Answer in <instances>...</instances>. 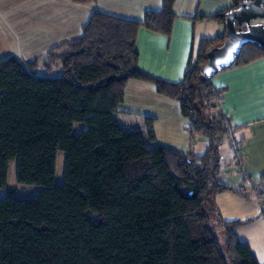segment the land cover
<instances>
[{"label":"trees","instance_id":"trees-1","mask_svg":"<svg viewBox=\"0 0 264 264\" xmlns=\"http://www.w3.org/2000/svg\"><path fill=\"white\" fill-rule=\"evenodd\" d=\"M231 1L208 18L224 25L225 13L243 0ZM174 2L146 10L142 21L95 10L81 35L49 50L41 65L38 58L0 59V188L11 160L18 182L41 185L33 197L0 199V264H258L236 234L250 220L219 219L221 246L210 217L212 194L235 189L218 179L229 129L216 102L222 90L201 72L207 51L225 33L199 41L180 81L138 67V29L170 35ZM261 57L264 49L247 43L231 67ZM58 61L61 75H38L40 66L47 73ZM131 79L178 101L189 136L206 138L201 155L146 147L144 136L154 140L153 118H144L145 130L120 126L114 114ZM74 122L85 124L78 134ZM60 150L63 178L56 185Z\"/></svg>","mask_w":264,"mask_h":264},{"label":"crops","instance_id":"crops-1","mask_svg":"<svg viewBox=\"0 0 264 264\" xmlns=\"http://www.w3.org/2000/svg\"><path fill=\"white\" fill-rule=\"evenodd\" d=\"M162 1L0 0V59L12 56L25 63L38 58L41 65L49 50L63 48L66 42L81 35L83 25L95 10L142 21L144 12L161 9ZM231 6V0H175L170 35L144 27L138 29L135 42L138 67L168 82L182 80L199 41L225 33L224 25L208 16ZM197 16L204 17L196 19ZM58 62L47 73L41 66L38 71L51 76L57 64L60 67ZM210 82L215 89L222 90L216 102L218 110L229 120L228 133L220 148L218 179L235 188L212 194L215 212L210 217L218 228L219 219L250 220L237 228L236 234L250 247L258 264H264V199L260 194L264 190V57L243 66L223 69ZM116 113L124 117L120 120L126 128L137 127L132 125V120L138 119V128L145 130L144 118H153L152 144L196 155L205 151L206 138L189 136L188 119L181 114L178 101L158 94L151 83L128 80ZM141 121L143 128L139 125ZM230 136L239 151L236 156L229 155ZM236 188L241 191L237 192Z\"/></svg>","mask_w":264,"mask_h":264},{"label":"water","instance_id":"water-1","mask_svg":"<svg viewBox=\"0 0 264 264\" xmlns=\"http://www.w3.org/2000/svg\"><path fill=\"white\" fill-rule=\"evenodd\" d=\"M264 0H243L225 13V37L219 46L210 48L202 74L211 79L234 63L243 45L256 44L264 49Z\"/></svg>","mask_w":264,"mask_h":264},{"label":"rangeland","instance_id":"rangeland-1","mask_svg":"<svg viewBox=\"0 0 264 264\" xmlns=\"http://www.w3.org/2000/svg\"><path fill=\"white\" fill-rule=\"evenodd\" d=\"M38 75L43 76L44 74H42L41 71H38ZM50 75L51 76L61 75L59 64H57V66L53 69ZM114 117L119 120L124 118L118 115L117 113L114 114ZM133 117L135 116L133 115L131 119H133ZM132 122H133L132 125H135L138 127V119L132 120ZM119 123H120V126L125 125V123L122 120H120ZM139 125L140 126L142 125L141 127L143 128L144 127L143 121H141ZM84 127H85V124L83 122H74L72 124V132L74 134H78ZM144 141H145L146 147H151L153 145L150 141L146 139L145 136H144ZM222 157H225V154L223 155V152H222ZM63 167H64V151L60 150L56 153V160H55L54 183L56 185H60L62 183ZM40 189H41V185H38V184H25V183L18 182L16 179V161L11 160L8 163L6 185L0 188V199L6 196H12L17 199H26V198L33 197ZM215 232L218 236L221 246H223L224 237H223L222 230L216 227Z\"/></svg>","mask_w":264,"mask_h":264},{"label":"built area","instance_id":"built-area-1","mask_svg":"<svg viewBox=\"0 0 264 264\" xmlns=\"http://www.w3.org/2000/svg\"><path fill=\"white\" fill-rule=\"evenodd\" d=\"M230 134H228L229 136ZM230 146H228V151H229V155H238L239 154V151H238V148H237V145L235 144V141L231 138L230 136Z\"/></svg>","mask_w":264,"mask_h":264}]
</instances>
